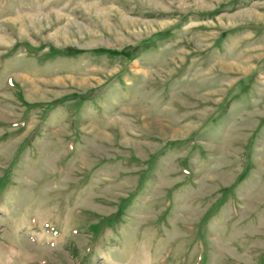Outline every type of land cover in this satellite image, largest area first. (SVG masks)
<instances>
[{"label": "rangeland", "instance_id": "obj_1", "mask_svg": "<svg viewBox=\"0 0 264 264\" xmlns=\"http://www.w3.org/2000/svg\"><path fill=\"white\" fill-rule=\"evenodd\" d=\"M0 264H264V0H0Z\"/></svg>", "mask_w": 264, "mask_h": 264}]
</instances>
